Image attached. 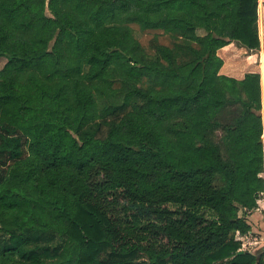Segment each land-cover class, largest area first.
<instances>
[{"label":"trees","instance_id":"16d2710c","mask_svg":"<svg viewBox=\"0 0 264 264\" xmlns=\"http://www.w3.org/2000/svg\"><path fill=\"white\" fill-rule=\"evenodd\" d=\"M258 5L0 0V264H264L260 73L217 54L264 53Z\"/></svg>","mask_w":264,"mask_h":264},{"label":"crops","instance_id":"0c3cea01","mask_svg":"<svg viewBox=\"0 0 264 264\" xmlns=\"http://www.w3.org/2000/svg\"><path fill=\"white\" fill-rule=\"evenodd\" d=\"M263 2L264 0H259L258 5V31L261 40V44L263 43ZM218 56L222 59L223 64L220 67L219 73L234 77L237 79H241L245 73L249 72H258L260 73V82L262 87V110L261 115L264 113V65L262 64L264 61V53L262 50L257 51H248L245 47H241L237 45L236 42L231 41L227 45L221 47L217 50ZM263 59V60H262ZM264 127V123H263ZM263 142V150H264V128L262 135ZM264 178V166L263 172L261 173ZM248 221L250 223L251 228L248 232L240 234L236 233L235 236L238 240L241 241L242 250H248L251 252H264V236L263 240H259L257 237L249 238L248 235L254 232H261L259 230L260 227H264V193L262 195L260 205L257 209L253 210L249 216ZM264 234V231H263ZM247 239V243L258 245L254 246L251 249L245 248L244 240ZM261 241V242H260Z\"/></svg>","mask_w":264,"mask_h":264},{"label":"rangeland","instance_id":"374dc122","mask_svg":"<svg viewBox=\"0 0 264 264\" xmlns=\"http://www.w3.org/2000/svg\"><path fill=\"white\" fill-rule=\"evenodd\" d=\"M133 31H134L135 37L138 39V41L141 43V45L146 49V51L148 53L153 52V48H154L155 44L160 43V44L171 45L173 42V38L170 34L163 33V32L158 31V30H154V29L141 30L137 25H133ZM262 64L264 65V61ZM262 119H263V123H264V113L262 114ZM95 127H96L95 124L89 125V126L85 127L84 130L90 131V130H93ZM215 137L219 142H221V132L219 129H217L215 131ZM0 164L3 165V162L0 161ZM263 176H264V174H263ZM259 230L261 231L260 233L254 232V233L249 234L248 237L249 238L257 237L259 240H263L264 227H260ZM244 242H245V248L251 249L254 246H258V245H254V244L250 245L249 243H247V239H245ZM31 245H34V242H31ZM37 245H39L42 250L48 249L50 251V253L53 254V248L56 245V240L54 239L52 241H47L46 239L43 238L40 241V243H37ZM54 260H55L54 258L48 259V261H51V262ZM58 260H61V257Z\"/></svg>","mask_w":264,"mask_h":264}]
</instances>
